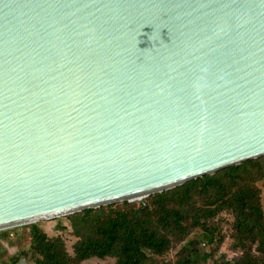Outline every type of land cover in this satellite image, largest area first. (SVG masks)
Returning <instances> with one entry per match:
<instances>
[{"label":"water","instance_id":"1","mask_svg":"<svg viewBox=\"0 0 264 264\" xmlns=\"http://www.w3.org/2000/svg\"><path fill=\"white\" fill-rule=\"evenodd\" d=\"M262 157L264 0H0V231Z\"/></svg>","mask_w":264,"mask_h":264},{"label":"trees","instance_id":"2","mask_svg":"<svg viewBox=\"0 0 264 264\" xmlns=\"http://www.w3.org/2000/svg\"><path fill=\"white\" fill-rule=\"evenodd\" d=\"M263 184L264 157L141 201L112 203L58 217L59 228L64 231L69 227L76 239L71 251L63 236H50L38 222L20 226L22 232L6 230L0 233V248L8 245L16 249L6 259L0 258V264L20 260L27 264H205L212 252L206 253L204 246L222 241L217 238V223L224 213L233 219L234 250L243 253L221 264H264ZM192 232L195 237L172 263L175 244L184 242Z\"/></svg>","mask_w":264,"mask_h":264},{"label":"rangeland","instance_id":"3","mask_svg":"<svg viewBox=\"0 0 264 264\" xmlns=\"http://www.w3.org/2000/svg\"><path fill=\"white\" fill-rule=\"evenodd\" d=\"M261 203L264 209V184L261 186ZM232 222H233V219L231 215L226 214V213L222 215V220L217 223L219 227V236L217 238H222V241L216 242L215 244H213V246H204V251L206 253L212 252L211 257L205 261V264H221L223 261L235 260L241 255V252L243 253L242 250L241 251L234 250V246L237 243V241L235 239V235H234L235 231H234ZM38 223L43 227V230L50 236H53V237L63 236V240L65 241V246L67 250L71 251V246L72 244L75 243L76 239L71 236L69 227L66 228V230L62 231L61 228H59L58 218L42 220V221H39ZM61 223L67 226L68 222L64 218H61ZM14 228H16V231L22 232V230L21 231L19 230L20 226L12 227L10 232H12ZM195 235L196 233L192 232V234H190V236L187 239H185L184 242L177 243V245L175 244L174 249L171 251L170 257L175 258L176 255L179 253V251L185 248L188 241L193 240ZM15 249H16V246H8V245L7 247L0 248V258L6 259L8 257V254L13 252V250ZM233 250L237 252H234ZM254 250H255V246L251 248V251H254ZM176 259L178 258L171 259L172 263ZM97 263L98 264H109V262H98V261L88 262L86 264H97Z\"/></svg>","mask_w":264,"mask_h":264},{"label":"clouds","instance_id":"4","mask_svg":"<svg viewBox=\"0 0 264 264\" xmlns=\"http://www.w3.org/2000/svg\"><path fill=\"white\" fill-rule=\"evenodd\" d=\"M8 230H11V228H8ZM3 231H6V230H3ZM3 231H1V232H3Z\"/></svg>","mask_w":264,"mask_h":264},{"label":"built area","instance_id":"5","mask_svg":"<svg viewBox=\"0 0 264 264\" xmlns=\"http://www.w3.org/2000/svg\"><path fill=\"white\" fill-rule=\"evenodd\" d=\"M0 233H1V231H0Z\"/></svg>","mask_w":264,"mask_h":264}]
</instances>
